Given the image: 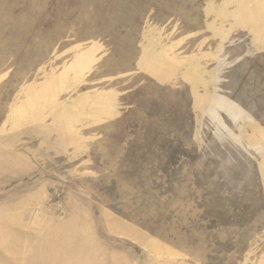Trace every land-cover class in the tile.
I'll use <instances>...</instances> for the list:
<instances>
[{
	"label": "rangeland",
	"instance_id": "374dc122",
	"mask_svg": "<svg viewBox=\"0 0 264 264\" xmlns=\"http://www.w3.org/2000/svg\"><path fill=\"white\" fill-rule=\"evenodd\" d=\"M0 264H264V0H0Z\"/></svg>",
	"mask_w": 264,
	"mask_h": 264
}]
</instances>
